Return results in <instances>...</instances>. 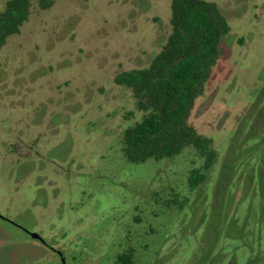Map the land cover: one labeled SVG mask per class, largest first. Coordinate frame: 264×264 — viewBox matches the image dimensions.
<instances>
[{
	"label": "rangeland",
	"instance_id": "374dc122",
	"mask_svg": "<svg viewBox=\"0 0 264 264\" xmlns=\"http://www.w3.org/2000/svg\"><path fill=\"white\" fill-rule=\"evenodd\" d=\"M207 1L230 32L190 113L217 153L194 191L189 169L202 164L194 149L139 164L122 152L123 130L144 113L114 78L160 50L171 0L33 4L0 49V214L59 247L65 264H116L120 248L135 253L133 264H158L165 249L195 260L203 238L226 254L264 253V234L243 232L247 212L252 228L264 215V129L253 115L264 113V0ZM26 241L0 221V264H60Z\"/></svg>",
	"mask_w": 264,
	"mask_h": 264
},
{
	"label": "trees",
	"instance_id": "16d2710c",
	"mask_svg": "<svg viewBox=\"0 0 264 264\" xmlns=\"http://www.w3.org/2000/svg\"><path fill=\"white\" fill-rule=\"evenodd\" d=\"M53 0H5L0 10V49L20 32L36 4L45 10ZM230 26L218 6L207 0H171L169 32L160 50L143 68L123 71L114 83L129 89L142 118L122 132V152L129 163L161 162L194 149L200 168L189 169L190 190L216 167L210 138L189 123L195 100L204 91L220 58V42ZM132 251L119 264H132Z\"/></svg>",
	"mask_w": 264,
	"mask_h": 264
},
{
	"label": "flooded vegetation",
	"instance_id": "af4514ba",
	"mask_svg": "<svg viewBox=\"0 0 264 264\" xmlns=\"http://www.w3.org/2000/svg\"><path fill=\"white\" fill-rule=\"evenodd\" d=\"M262 96L264 97V93L262 94ZM259 109L262 110V107H257V109H256L257 111H255V113H253V115H255V121L254 122L256 123V130L257 131L264 129V113L258 115ZM247 124H250L251 126L254 127L253 122H248ZM251 126L250 127L243 126V129H245L247 127L248 130H252L253 128ZM226 159H227V157H225V160ZM259 165H261L260 171L262 173H264V160L262 161V163L259 162ZM262 176H264V175H262ZM179 207H181V206H179ZM192 208H195V207L193 206ZM262 216H263V218L261 217V215L256 216V218L253 222L254 227L252 228L251 226L250 227L247 226V224L252 223L250 221L251 216H250L249 212H247L246 213L247 218L244 221L245 223L242 222L245 224V226L243 228V230H244L243 232L247 235L248 234L250 235V233H252V234L256 233L258 235H259V233L264 234V215H263V213H262ZM0 221L1 222L3 221L5 223L11 225L12 227H15V229H17L19 231H23V233L27 237V241L25 243L32 244L33 247L37 246L38 248L40 247V249L41 248L44 249L48 253H52L53 256L55 257V259L59 260L60 264H65L64 253L56 245H52L50 242L43 240L40 237V235L37 234L36 232L24 229L22 226H20L16 222L12 221L11 219H9L6 216H3L1 214H0ZM198 225H200L199 228H201V223ZM202 233H204V229H202ZM33 234L37 235L38 237L34 238ZM203 239H204V242L202 244L200 253L197 255L194 254L196 256L195 260H193V258L189 260V259H185L184 257H176V256H174L172 258L167 257L168 252H167V249H165V250H163V252L160 253L159 258H157L158 264H222L221 263L222 257H225V256H228V260L224 264H262V262L259 260V258L260 259L264 258V253H262V251H260V250L233 248V250H234L233 253L226 254L223 252V249H225L224 246L223 247L218 246L219 241L218 242L215 241L214 238L211 241H208L206 238H203ZM128 251H132V250L130 248L122 250L120 248V251L118 252V255H117L116 260H115L116 264H119L118 263L119 256L126 254ZM175 251H176V249H175ZM132 253H133V251H132ZM236 253H239V256L242 257L241 263H233L232 262V260L235 258ZM46 255H47V253H46ZM163 256H166V258H164ZM34 257L36 258V255ZM134 257H135V253L132 254V258H131L132 264L134 262ZM189 257H192V254H190ZM202 262H205V263H202ZM263 264H264V262H263Z\"/></svg>",
	"mask_w": 264,
	"mask_h": 264
},
{
	"label": "water",
	"instance_id": "95a60500",
	"mask_svg": "<svg viewBox=\"0 0 264 264\" xmlns=\"http://www.w3.org/2000/svg\"><path fill=\"white\" fill-rule=\"evenodd\" d=\"M33 237L35 238V237H38L37 235H35V234H33Z\"/></svg>",
	"mask_w": 264,
	"mask_h": 264
}]
</instances>
